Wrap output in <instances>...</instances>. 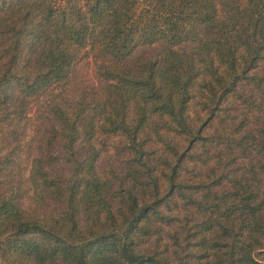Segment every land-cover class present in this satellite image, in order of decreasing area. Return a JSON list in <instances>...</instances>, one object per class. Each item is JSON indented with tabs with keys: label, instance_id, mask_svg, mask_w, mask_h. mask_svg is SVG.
Wrapping results in <instances>:
<instances>
[{
	"label": "trees",
	"instance_id": "obj_1",
	"mask_svg": "<svg viewBox=\"0 0 264 264\" xmlns=\"http://www.w3.org/2000/svg\"><path fill=\"white\" fill-rule=\"evenodd\" d=\"M0 261L264 264V0H0Z\"/></svg>",
	"mask_w": 264,
	"mask_h": 264
},
{
	"label": "rangeland",
	"instance_id": "obj_2",
	"mask_svg": "<svg viewBox=\"0 0 264 264\" xmlns=\"http://www.w3.org/2000/svg\"><path fill=\"white\" fill-rule=\"evenodd\" d=\"M83 68V67H82ZM91 68L93 69V66L92 67H86V69H84L82 72L84 73V75H87ZM83 73H81V75H83ZM46 101V100H45ZM0 264H3L1 261H0Z\"/></svg>",
	"mask_w": 264,
	"mask_h": 264
}]
</instances>
